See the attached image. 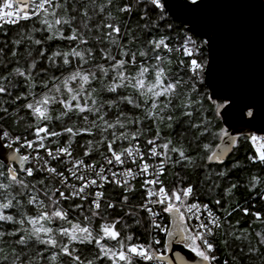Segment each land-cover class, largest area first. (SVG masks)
<instances>
[{
	"label": "snow or ice",
	"instance_id": "obj_1",
	"mask_svg": "<svg viewBox=\"0 0 264 264\" xmlns=\"http://www.w3.org/2000/svg\"><path fill=\"white\" fill-rule=\"evenodd\" d=\"M202 8L0 0V264H264V105Z\"/></svg>",
	"mask_w": 264,
	"mask_h": 264
},
{
	"label": "water",
	"instance_id": "obj_2",
	"mask_svg": "<svg viewBox=\"0 0 264 264\" xmlns=\"http://www.w3.org/2000/svg\"><path fill=\"white\" fill-rule=\"evenodd\" d=\"M195 22L215 32L213 55L233 85L264 105V0H203Z\"/></svg>",
	"mask_w": 264,
	"mask_h": 264
},
{
	"label": "trees",
	"instance_id": "obj_3",
	"mask_svg": "<svg viewBox=\"0 0 264 264\" xmlns=\"http://www.w3.org/2000/svg\"><path fill=\"white\" fill-rule=\"evenodd\" d=\"M177 23H179V21H177Z\"/></svg>",
	"mask_w": 264,
	"mask_h": 264
}]
</instances>
